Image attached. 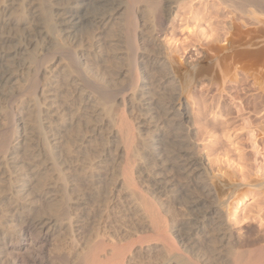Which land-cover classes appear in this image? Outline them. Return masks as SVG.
<instances>
[{
  "label": "bare ground",
  "instance_id": "6f19581e",
  "mask_svg": "<svg viewBox=\"0 0 264 264\" xmlns=\"http://www.w3.org/2000/svg\"><path fill=\"white\" fill-rule=\"evenodd\" d=\"M50 1L49 4L43 3L42 5V3L37 2V0H0V119L8 113L5 111H9L12 107L11 104L14 99H16L15 95L24 94L22 91H26L28 94L29 91L33 96L29 98L30 100L27 101V104L26 102H24V104L21 103L19 107L20 114L24 113L25 115V112L31 113V115L28 114V116H30L28 120L25 119L26 121H22L18 115L14 116L13 111L12 114H10V111L8 113L10 116L13 115L11 120H9V116L6 115L9 121L18 122L20 128L17 132V136L14 133V135L11 133V135L8 134L10 130V132H13L12 130L14 127H11V123L8 129L10 127L12 129L10 128V130H7L9 124L6 126L0 120V264H23V255L28 254L31 250L36 253V248L38 251L42 252L48 240L53 237L55 239L66 238L72 245L71 248L75 246L76 240H78L76 236L79 234V231H81L79 229L84 223L77 218V212L83 211L84 206L88 204L87 200H89L87 196L88 193L87 195H83V193L80 192L82 191L78 186L80 182L77 184L76 179L81 177L80 179L83 180L84 178L88 179L100 176L99 174L108 169L114 161L117 162V172L119 174L117 178L115 177L116 179L114 178L117 180L115 183L121 187L118 193H121L130 203V206H133L134 210L140 213L138 214L141 217L140 226L149 227L157 236V239L154 238L155 236H152L153 239L150 240L151 242L147 240L146 243H149L144 245L141 240L143 239L142 241H145L146 237L142 235L143 238L140 236L142 239L138 244L137 242L139 240H135L137 245L131 243L122 244V246L117 245V243L113 241V238L112 240L106 238L105 232L111 230L108 224L110 220L109 214H107L108 212H106V208L104 207L101 210H97L99 215H92L96 217L95 223L93 222L97 224L95 232L96 238L93 237L95 240L91 243L87 241L88 246H84V249L82 245L79 246L82 250H79L80 252L78 251L76 256L74 255L77 257L76 259H78L75 264H138V259L140 260V257H142L140 254L142 250L144 253H153L151 256L153 259L150 258L152 262L155 259L157 261L156 264H194L193 261L185 257L186 255L182 256L183 254H181L173 239L175 236L172 238V235L170 236V232L167 229L169 227H167V220L159 209L161 205L158 207L157 201L155 200L156 198L159 200L162 196L167 198L171 195L170 193H172V191H170L172 188H170V186L172 185L169 186L170 180L167 177L168 175L166 176V174H163L165 168L163 169V166H161L162 162L160 159L162 157L157 154L155 150L161 149V145L164 144L162 143L164 137L166 134L168 135V133L173 134L170 140L180 144L179 146L182 144L185 146V143L188 142L186 138H188L187 136L190 130L187 125L188 122L186 121L188 111H185L187 109L185 108L184 99H188L190 87L198 81V76L202 75L201 72H198L196 67H191L194 74H178L176 63L172 56L159 46V36L164 29L167 16L170 15L173 6L188 0ZM198 1H203L205 3L212 2V4L220 7L226 14H238L243 20L249 21L251 26L241 31L237 39L232 38L237 29L236 24L233 21L228 22L230 39L225 48L226 54L228 58L231 59L238 56L246 58L249 55H255L256 62L260 63L263 67L261 70L259 68L256 72H254V70V74H250L253 77H250L254 78L256 81H260V79L262 81V79H264L262 78L264 76V0ZM46 6L48 9H46ZM48 11H50L51 14ZM25 13L26 17L24 18L23 14ZM115 23L119 26L118 28L121 29L119 38L114 40L115 46H113L117 47L115 52L125 57V60H132V62L126 64V67L120 68L119 70L117 69L118 77L125 78L128 81L127 83H130V92L127 90L123 91V88V93H120L122 94L121 97H113L114 94H110L107 84L109 82L107 79V81L102 79V77L101 79H96V81H98L96 86L97 89L95 87V89L93 87H86L89 86L88 80L84 77L85 80H87L85 84L88 83V85H85L81 75H78L79 73L75 74V68H72L73 71L69 63L67 64L66 59L65 63L61 60L63 56L67 58V53L68 55L72 53L70 50H73V46L76 52L73 51L77 54V50L80 49L78 45L82 44L83 37L88 32L94 33L92 37H98L99 39L101 34L110 31ZM246 26L248 25L244 27ZM20 28H22L21 30L24 33L23 37H18L19 31H21L19 30ZM145 42L152 44L154 49H152L149 56H152L153 62L160 70V73H164L163 78L161 77L163 79L162 82L170 87L169 96L166 99L164 98L165 116L163 113L162 115L164 117H162L165 124L161 122L163 124L162 126L157 125V123L160 122L156 123V121H153L152 116L150 117L152 112L150 107L152 101H150V103V99L147 98V93L149 94V91L147 92L143 87L137 86L138 75H136V72H133V70L137 71L133 69V63L136 62L134 61L136 58L135 56H138L137 53L142 52V50L143 52H147L146 54L149 52L144 49ZM89 45H91V42ZM76 47L79 48L77 49ZM83 47L84 46L81 45V53H83V51L86 52V50L82 49ZM56 51H59V53L63 52V54L67 53L66 55L62 53V55L59 54V56H62L61 59L59 57V59L52 60L53 62L49 65L46 64L47 66L42 68L39 65L40 67L38 68L41 58L46 54ZM143 52L142 54H145ZM72 54L70 55L73 56ZM93 54L98 57L100 55L99 53ZM70 57H68V61L71 60ZM69 62L74 66L76 61L73 62V60H71ZM137 62L139 61L137 60ZM216 62H218V57L216 58ZM79 68L81 69L80 66ZM82 70L84 69L82 68L81 71ZM78 71L79 69L77 68L76 72ZM108 71L110 70L108 69ZM233 72L232 76L235 78L236 74L234 75ZM84 74L83 76H85ZM60 76H62L61 78L64 77L67 83L69 82L70 86L73 88L70 94H74L72 96L78 97L81 104L79 107L77 106L78 109L75 110L72 116L70 114L71 118L69 120L67 117V119L64 118L65 104L62 105L64 100L68 99H62V104L59 102L60 89L62 87L59 88L57 78ZM67 83L65 85H67ZM92 84L95 85V83ZM72 91L74 92L72 93ZM66 95L68 96L67 93ZM20 96L21 95H19V97ZM61 96L64 97L65 94ZM126 98L129 99L130 105L136 102L135 106L137 105V107H139V114L137 111L136 113L138 116H135L133 119L126 118V106L128 104ZM70 100L68 101L70 102ZM18 101L20 100L18 99ZM2 102L7 104L10 103V108L7 107L4 111L5 106L2 108ZM13 104L15 105V103ZM66 104L68 105V103ZM72 107L73 106H71V108ZM77 107L74 106L73 108L76 109ZM132 110L135 112L137 109L135 110L133 107L130 109V113ZM162 117L159 118L161 119ZM4 118L7 120V117ZM24 118L27 117L24 116ZM80 128L87 130L86 132L88 135L93 133V135L105 137V140H107V147L104 148V151L106 149L109 155L104 154L105 158L100 155L101 157L98 156L99 158L97 160L94 159L91 161H89L91 158L89 160H84V155L81 156L83 160L79 156L74 155L78 153L81 154V152H85V148L87 149L86 143H88V141L84 136L86 132L84 134L82 133L83 136L80 135L78 131ZM143 131L152 132L153 135H149L147 138L146 135L145 138H143ZM74 133L76 134L74 135ZM12 136L16 137L13 138ZM137 145L139 149L141 147L142 151L144 150L143 153L141 152L144 156L142 154L140 156ZM111 147H113V150L110 149ZM181 148H179L177 156L175 155V171L182 176L183 179L188 180L186 182H193L194 185L192 186V192L188 193L189 196L187 195L188 204L186 203L189 207L188 213H190L191 217L188 223L185 224V227L176 230V232H178V238L176 240H192L193 236H196L197 233L209 223L216 230L218 241L228 250V252L225 250L224 253L221 254L224 256V264H264V254L262 250L258 251V253H256V251L252 253L235 249L236 243L234 236L227 228L221 216L224 209L226 210L225 205L227 201L225 199L226 197H224L225 193H223V195L221 190L220 193L214 179L207 176L208 174H205L206 170L204 172L205 168H203L201 161L194 157L187 147ZM152 159L159 161L160 164L159 166L150 164V169H147V171L150 170L148 178H150L149 189L152 192L151 195L154 194L158 196L155 199H151L150 194V197H148L149 195H146L137 188V180L133 177L135 168H137V170L145 168V164L148 163L147 161L150 162ZM173 171L174 170H172V172ZM111 172L113 173V171ZM167 172H170V170ZM113 174L115 175V173ZM186 182L184 183L186 184ZM105 202H102V204L104 205ZM87 208L88 207H86V209ZM89 216L91 215L89 214ZM87 219L89 220V218ZM96 226L93 225V228ZM91 231L93 232V230ZM124 233H126V231ZM90 237L92 239V235ZM149 237H151L150 234ZM149 237L147 238L149 239ZM60 242L58 243L61 244ZM185 249L186 247L184 250ZM72 251H68L69 253L67 252V254H71L70 252ZM31 253L30 257L32 255ZM54 256L55 255L52 257ZM31 259L33 258L31 257ZM203 259L204 258H202V260ZM29 260L30 258H28V261ZM204 261H206V264L211 260L208 262L207 260Z\"/></svg>",
  "mask_w": 264,
  "mask_h": 264
},
{
  "label": "rangeland",
  "instance_id": "374dc122",
  "mask_svg": "<svg viewBox=\"0 0 264 264\" xmlns=\"http://www.w3.org/2000/svg\"><path fill=\"white\" fill-rule=\"evenodd\" d=\"M37 2H39V3L41 2L43 5V3L49 4L51 1L50 0H37ZM46 7H44V8H46ZM46 9H48V7ZM48 12L50 13V11H48ZM23 15H24L23 17L25 18L26 13ZM231 21H233L236 24V28H237L236 32H234V35L232 37L233 39H237L240 36L239 33L241 31H244L245 29H247V27L251 26L249 21L243 20V18H240V15H238V14H226L224 11L221 10L220 7L212 4V2L205 3L203 1H198V0H196V1L188 0V1L181 2L180 4H175V6H173L170 15L167 16V21L165 23L164 29L159 36V46L163 50H166V52L170 56H172V58L174 59V61L176 63V68L178 70V74L181 73V75H182V74H186V73H193L192 72L193 70L191 67H196L198 72L199 73L201 72V74H202L201 76H198V78H197L198 81L190 87L188 99L187 100L184 99V104L186 106L185 108L187 109L185 111L186 112L188 111L187 112L188 117H187L186 121L188 122L187 125L189 126V130H190L189 135L187 136L188 138H186V141H188V142L185 143V146H183V144L181 146H179L180 144L174 143L170 140V137H172L173 134H169L167 132L168 131L167 130L166 132L168 133L169 136L166 134L164 137V140L162 142L164 144L161 145V149L155 150L156 153L162 157L160 159L162 162L161 166H163L162 167L163 169L165 168L163 174L164 175L166 174V176L168 175L167 177L171 181V182L169 181V186L172 185V186H170V188L172 187L170 190V191H172V193H170L172 196L170 195L167 198L162 196L158 200V198H156L158 196H155L154 194H152L155 196L154 197L151 195L152 192L149 189L150 178H148V174H149L150 170L147 171V169H150V164L151 165L155 164V166H157V165L159 166L160 165L159 161L152 159V160H150V162L147 161L148 163L145 164V168H140L138 170H137V168H135L133 171L134 172L133 177H134V179L137 180L136 182L138 184L137 188H139L146 195L150 194L151 199L156 198L155 200L157 201L158 207H159V205H161L160 206L161 208L159 207L160 212L162 215H164V218L167 220V222H166V223H168L167 227L169 226L167 229L170 232V236L172 235V238H173V236H175L173 239L175 240V242L177 244L176 246L178 247L179 251L181 252V254H183L182 256L186 255L185 257L190 259V261H193L194 264L195 263L196 264H203V262L205 264L206 261H204V260H207V262L209 260H211L210 262H208L206 264H216V263L221 264V262H222V264H224V261H223L224 256H222L221 254H223L224 251L227 250V248L222 246V243L220 241H218V236H216L217 232H215L216 230L209 223H208L209 225L206 224L207 226L202 228L203 231L200 230L196 236H193L192 240H189V241H185V240L180 241L179 239H178V241L176 240L178 238V235H177L178 232H176V230L182 229L183 227H185V224L188 223V221L191 217L190 213H188L189 207H188V205H186V203L188 202V196H189L188 193L192 192V190H193L192 186L194 185L193 182H186L188 180L183 179L182 176H180L175 171V164H174L176 162L175 155L177 156V154L179 152V148H181V147H187L189 149V151L192 153V155L194 157H196L199 161H201L203 168H205L204 172H205V170L207 172V173L205 172V174H208L207 176L214 179V181L217 184V189L220 193H221V191H222V194L225 193L224 197H226L225 199L227 201V203L225 205L226 210L224 209V212H223V214L221 213L222 214L221 216H222L223 221L227 225V228L230 230V232L234 236L235 243H236L235 249L238 251H243V252L245 251V252H252V253L255 251H256V253H258V251L262 250V252L264 254V87H263L264 79H262V81H261V79H260V81L259 80L256 81V80H254V78L250 77L254 74L253 73L254 70H255L254 72L258 71L259 68L261 70L263 66L260 63L256 62V60H255L256 56L255 55H249L246 58H243L242 56H238V57H235L233 59L228 58V55L226 54L225 48L227 46L228 40L230 39L228 22H231ZM245 25H248V26L244 27ZM118 27L119 26L115 23L111 27V30L108 31L109 33L108 32L102 33L101 36L99 37V39H98V37L93 38L92 36L94 35V33L88 32L86 35H84V37H83L84 39H83L82 44H81L82 46H84L82 49L86 50V52L83 51V53H81V51H82L81 45H78V46H80V49H78L79 47H76L78 49V50L76 49L77 50V54H76L75 53L76 51L74 50V48H73L74 46H73L72 49L75 52L73 50H70L73 53V54L72 53H70V54H72L73 56H71L69 54L71 56L70 57L68 55V53L66 52L68 56L66 55V53H64L67 57V58H64V56H63L64 60L61 59L62 56H59V54H61V53L63 54V52H60V53H59V51L52 52V53H50L52 57L50 56V54H46L43 58H41V62H39L38 68L40 66H41V68L45 67V66L49 65L51 62H53L54 60L59 59V57H60V59L62 61H64V63L67 60V64L69 63V65L71 66V69L75 68V74L79 73L78 75H81L84 84L88 80L89 86H86V87H90V88L95 87L96 88V86L98 84V81H96V79H99V78L101 79V77H102V79H105V81L108 80V82H109V83H107L109 86V88H108L109 90L108 89L107 90L110 92V94H112V95L114 94L113 97H121L122 94H120V93H123L122 92L123 88H124L123 91L127 90L130 92V85H129L130 83H127L128 82L127 79L122 78V77H118L117 71L120 68L126 67V64L132 62V60L129 61L128 59H126L127 60V62H126L125 57L118 54V52H115L116 51L115 49H117V47H114L115 46L114 40L116 38H119V36H120L119 32L121 30ZM21 29L22 28H20L19 30H21ZM19 32L20 33H19L18 37H20V36L23 37L24 33L22 32V30ZM93 39H96V40H93ZM90 42H91V45H89ZM83 44H85V45H83ZM144 44H145L144 49L146 51H149V52H148V54H146L147 52H143V50H142V52L145 54H142V52L137 53L138 56H135L136 58H135V60L133 58V60L136 62L138 60L139 62L133 63V65H134V66L132 65L133 69L137 70V71L133 70V72H136V75H138L137 76L138 77L137 78V80H138L137 86L143 87L145 89V91H147V92L149 91V94L147 93V95H148L147 98L150 99V100L148 99L149 102L152 101V104L150 106L151 111H152V112L151 111L150 112L152 115L149 113L150 117L152 116L153 121H156V123L160 122V123H157V125L162 126L163 124H165V122L163 120V117L165 116L164 101L169 96L168 94H170V92H169L170 87H169V85H166L165 83L162 82L163 81L162 78L164 76V73H160V70L157 68L156 64H154V62H153L152 56H149L152 52V49H154L152 47V44H149V42H145ZM88 46H89V48H88ZM93 47H94V49H93ZM86 48H88V49H86ZM106 49H108V50H106ZM91 51H93V52H91ZM55 53H57V54H55ZM93 53H95V54L99 53L100 55L98 57V56L94 55ZM109 54H110V56H109ZM74 55H75V57H74ZM116 55H118V56H116ZM68 57H70L71 60H73V62L76 61L75 63H77V64L74 63V66H73L72 63L69 62L71 60L68 61V59H69ZM217 57H218V62H216ZM49 59H51V60H49ZM80 59H82V60H80ZM109 61H110V63H109ZM135 63H136V67H135ZM124 64H125V66H124ZM75 65H76V67H75ZM78 65L81 67V69L83 68L84 70L81 71V69L79 68ZM137 67H139V68H137ZM145 67H146V69H145ZM77 68L79 69L78 72H76ZM156 68H157V70H156ZM234 68H236V69H234ZM102 69H103V71H102ZM108 69L110 71H108ZM83 71H84V73L85 72H87V73L84 74ZM152 72H154V73H152ZM232 72L234 75L236 74L235 78L232 76ZM83 74L85 76H83ZM250 74H252V75H250ZM61 77L62 76L57 78V83L59 85V88L62 87L60 89L59 102H60V104H62L61 102H63L64 99H68V100L71 99L70 100L71 104L68 100H64V103L62 104V105L65 104L64 105L65 106V112H67V113L64 112V116H65L64 118L67 117L69 120L71 118V116L75 113V110H77L79 105H81V104L78 100V97L72 96L74 94H72V95L70 94L71 90L73 89L72 86H70L69 82L67 83V81H66V79H64V77L63 78H61ZM84 77L87 80H85ZM262 78H264V76ZM58 80H60V81H58ZM256 82H258V83H256ZM66 83H67V85H65ZM88 83H86L85 85H88ZM92 83H95V85ZM70 87H71V89H70ZM110 87H111V89L112 88H114V89H112V91H111ZM128 87H129V89H128ZM153 87H154V89H153ZM67 88H69L70 90ZM115 88H116V90H115ZM61 90H63V91H61ZM113 90H114V92H113ZM22 92L25 95L24 94L15 95L16 99H14L15 96L13 97L14 101H16V102L13 101V103H15V105L12 103L11 104L12 107L10 108V106H11L10 103L7 104L5 102H2L3 103L2 108L5 106L4 111L7 109V107L10 108L9 109V111L11 112L10 114H12V111H13L14 116L18 115L19 118H21V120L24 121L25 119H27V120L29 119L28 117H30V116H28V114L31 115V113L25 112V115H24V113L20 114L19 107H20L21 103L24 104V102H26V104H27L28 103L27 101L30 100L29 98L30 97L32 98L33 96L30 94L29 91H28V94L26 91L25 92L22 91ZM73 92L74 91H72V93ZM111 92H113V93H111ZM115 92H117V93H115ZM66 93L68 94V96L66 95ZM64 94H65V96H64ZM19 95H21L20 96L21 98L19 97ZM61 95H63L64 97H62ZM67 97H69V98H67ZM17 98L21 102L18 101ZM75 99H77V100H75ZM126 101L128 103L126 106L127 109L125 108L127 110V111L125 110L127 113V114H125L126 118H128V119L132 118L133 119V118H135V116L137 117L138 116L137 113L139 114V111H138L139 107H137V105L135 106L136 102H134L135 104H133V105L131 104L132 105L131 106L129 104L128 98H126ZM10 102H12V101H10ZM65 102L68 103V105ZM75 102H76V104H75ZM71 106H73V107L78 106V107L75 109L73 107L71 108ZM155 106H156V108H155ZM133 107L135 110L136 109L137 110L135 112H133L134 110H132V112L130 113V109H132ZM15 108H16V110H15ZM79 110H83V109H79ZM9 111H5V112L9 113ZM78 112H83V111H78ZM8 113L5 114L4 116H2L1 117L2 119H0V120L6 126L9 124L7 126V130H10L11 127H14L12 130L13 132H10L11 131L10 130L8 133V131L6 130V132L8 134L11 133L12 135L15 134L17 136V132H18L20 126L18 125V122L16 123L14 121L15 122L14 123L13 121L12 122L9 121V120H11V117L13 115L10 116V114L8 115ZM70 114H71V116H70ZM6 115H8L10 119ZM24 116L27 118H24ZM4 117H7V120H5ZM159 117H162V118L160 119ZM155 118H156V120H155ZM6 122H8V123H6ZM10 123H11V127L8 129V127L10 126ZM13 123H14V125H13ZM58 127H59V125H58ZM55 128H57V127H55ZM78 131L80 132L79 134L83 136V134L87 130H85L84 128H80V129H78ZM59 133H60V131H59ZM75 134L76 133H74V135ZM149 135L151 136V135H153V133L148 132V131H143L142 137L145 138V136H146V138H147ZM16 136H12V137L15 138ZM84 136L87 138L86 140L88 141V143H86L87 149L85 148L86 149V150L84 149L85 152H81V154L78 153V154H74V155H77L80 158L82 155H84V158H83L84 160H87V159L89 160L91 158L89 160V161H91L94 159L97 160L99 158L98 156H100V155L104 157L105 156L104 154H107L108 151L106 149L104 151V148L107 147V144H106L107 140H105L106 139L105 137H101L99 135H93V133H90L88 135L87 132H86V134H84ZM137 148H138V152L141 156V154L143 153L144 150L142 151L141 147L139 149V146ZM110 149L113 150V147H111ZM112 150H111V155H112ZM170 151L173 153H171ZM98 153H99V155H98ZM163 154H164V156H163ZM107 155H109V153ZM142 155L144 156V154H142ZM114 162L111 166L108 167V169H106V170L104 169L105 171L103 173H100L99 174L100 176H96L94 178H88V179L84 178L83 180L80 179L81 177L79 179L78 178L76 179L77 184H79V182H80V184L78 185L79 189L80 190L82 189V191H80V192L83 193V195L84 194L87 195V193H88L87 196L89 199V200H87L88 206L85 205L83 208L84 209L83 211L77 212V214H78L77 218L80 219V221L82 220L81 222L82 223L84 222V223L79 229L81 231H79V234L76 236V239H78V240H76V245L71 248L72 245L70 244L68 239H67L68 241L66 240V238H59L61 240H59L57 238L59 241L57 239H55L54 237L50 238L48 240L49 243L47 242V244H46V246H48V247L45 246V249H43L42 252L38 251V249L36 248L35 249L36 253H35V251L33 252L31 250L30 252L28 251L29 255L28 254L23 255L24 256V257L22 256V258L24 259L23 264H36L38 261H39L38 262L39 264H47V263L48 264H75V263H77L78 259H76L77 257H75V256L77 255L78 251L79 250L81 251L82 248L84 249L85 248L84 246H88L87 244L89 242L90 243L93 242L96 238L95 232H96V228H97L96 225L97 224H94L95 223L94 221L96 219L95 216L99 215V213H97V210L98 209L101 210L104 207L106 208V212H108L107 214H109L110 220H109L108 224L110 226L109 229L111 230V231L108 230L107 232H105L106 238H109L111 240L113 238V241L115 243H117V245L122 246V244L125 245L128 243L135 245L136 241L139 240L137 242V244H138L144 236L146 237L145 241H142L143 239L141 240V242L144 245L149 243V242L146 243L147 240L150 241L153 239L152 236H155L154 238L157 239V236L154 234V232L149 227H146L143 225L140 226L141 217H140V215H138L140 213L136 212L134 210L133 206H130V203L124 198V196L121 195V193H118L119 190H121V187H120V185H117V183H115L117 181L115 179L118 177L119 174L117 172L118 171L117 162H115V163ZM167 163H169V164H167ZM170 167H171V169H170ZM169 170H170V172H167ZM172 170H174V171L172 172ZM111 171H113V173H115V175H117V176H115ZM114 171H116V172H114ZM112 175H114V176H112ZM110 178H113V179H110ZM172 180H173V183H172ZM147 181H149V182H147ZM184 182H186V184ZM109 184H110V186H109ZM78 186H77V188H78ZM173 186H175V187H173ZM101 187H103V188H101ZM224 190H225V192H224ZM150 195L148 197H150ZM87 196H86V198H87ZM161 198L162 199L164 198V199L162 200ZM102 202L103 203L105 202V204H104L105 206L102 204ZM86 207H88L87 208L88 210L86 209ZM166 211H167V213H166ZM89 214L91 216L92 215H95V216L91 217V216H89ZM87 218H89V220ZM93 225L96 227L93 228ZM134 225H136V226H134ZM137 228H138V230H137ZM132 229H134V230H132ZM91 230H93V232ZM125 231H126V233H124ZM212 231H214V232H212ZM117 233H119V234H117ZM131 233H133V234H131ZM149 234L151 237H149ZM91 235H92L93 240L90 237ZM113 235H115V236H113ZM142 235H143V237H142ZM109 236H111V237H109ZM93 237H95V238H93ZM147 237H149V239ZM214 237H216L217 239ZM50 240H51V242H50ZM214 240H215V242H214ZM56 241H57V243H56ZM60 241H63V242L65 241L64 245H63V242H60ZM87 241H88V243H87ZM126 241H127V243H126ZM58 242H60L61 244H59ZM66 242H68V243H66ZM132 242H135V243H132ZM53 243H55V244H53ZM65 244L69 249L65 246ZM81 245H82V248L81 247L79 248V246H81ZM183 247L184 248L186 247V249L184 250ZM74 248L76 249V251ZM47 249L49 250V252ZM72 249L74 251V254H73ZM68 251H72V252H70L71 254H67ZM219 251L220 252L222 251V252L220 253ZM215 252H217V253H215ZM227 252H228V250H227ZM30 253L32 254L31 257L35 261L33 259H31ZM62 253H64V254H62ZM52 254L55 256L52 257L53 256ZM57 254H59V255H57ZM140 254L142 257H140L141 258L140 260L138 259V264H151L152 259H153L151 256L153 253H151V254L148 252L144 253L142 250ZM145 254L146 255L148 254V255L146 256ZM35 255L38 258L40 256L41 257L38 259ZM62 256H64V257H62ZM220 257H222V258H220ZM28 258H30L29 261H28ZM73 258H75V259H73ZM202 258H204V259L202 260ZM25 260H26V262H25ZM154 260H153L152 264L157 263V261L156 260L154 261ZM214 262H216V263H214Z\"/></svg>",
  "mask_w": 264,
  "mask_h": 264
}]
</instances>
